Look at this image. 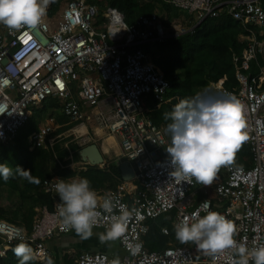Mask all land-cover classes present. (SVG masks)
<instances>
[{"label":"built area","instance_id":"2783aa9c","mask_svg":"<svg viewBox=\"0 0 264 264\" xmlns=\"http://www.w3.org/2000/svg\"><path fill=\"white\" fill-rule=\"evenodd\" d=\"M163 1L183 15L171 20L158 13L139 15L127 25L115 8L69 0L52 18L46 10L35 29L10 30L0 24V146L12 142L33 109L52 98L59 103L60 114L72 122L87 121L88 113L96 110V124L118 136L122 156L134 169L137 186L132 190L124 183L98 195L111 194L132 212L125 235L115 240L123 257L83 252L76 264H112L115 259L120 264H231L237 258L230 251L207 255L191 242L148 250L144 237L150 222L172 212L170 223L175 229L186 218L194 222L196 212L203 217L216 211L237 226L238 242L249 248L264 245V0ZM221 15H228L247 32L240 37L245 47L234 58L237 87L227 90L223 80L211 81L202 92L209 100L228 93L244 105L249 137L244 143L251 167H222L210 185L195 179L177 182L170 157L162 155L168 145L165 133L147 115L149 101L157 107L168 101L170 84L137 46L192 34L206 19ZM55 123L51 117L29 136V151L45 148L47 142L53 145L49 137L57 128ZM58 180L50 177L42 182L53 207L38 211L29 232L0 220V257L8 246L21 242L13 233L22 229L23 242L34 250V261L46 264L50 256L46 242L74 231L64 228L59 217ZM101 212V222L93 229L105 233L110 214ZM118 214L117 208L111 215ZM161 233L170 235L167 228ZM137 244L140 249L133 254Z\"/></svg>","mask_w":264,"mask_h":264},{"label":"trees","instance_id":"16d2710c","mask_svg":"<svg viewBox=\"0 0 264 264\" xmlns=\"http://www.w3.org/2000/svg\"><path fill=\"white\" fill-rule=\"evenodd\" d=\"M99 8L110 6L115 8L124 16V22L130 25L139 15H150L152 13L165 12L166 20L180 18L183 14L174 9L163 0H87ZM58 3L52 5L47 12L52 16ZM166 24V23H165ZM247 32L228 15H221L215 19H206L192 34H184L176 39H166L163 42L140 44L137 48L143 50L150 56L157 70L170 84L167 96L168 101L157 107L155 102H148L150 109L147 114L153 124L162 128L165 132L168 145L162 149V155L168 156L166 149L171 144V134L166 131L171 120L165 119V114L170 113L174 106L181 100L191 99L203 95L209 83L223 80L227 90L237 87L234 80V58L241 55L245 43L240 37ZM260 39V36L257 35ZM206 99V98H205ZM60 105L55 99H47L42 103V109L49 111L50 117H55L60 126L57 132H64L72 124L69 119L59 112ZM38 111L33 110L28 122L18 131L17 136L10 148L0 146V164H8L13 169V175L5 181L0 177V197L6 194L7 205L0 204V220L15 224L31 230V226L38 212L35 209L53 207L50 195L44 193L41 188L42 182L50 178V170L54 165H63L79 162V151L81 147L70 144L69 139L63 138L53 145L52 150L35 149L29 151L28 138L38 130ZM69 123V124H68ZM68 124V125H67ZM66 146L61 147V144ZM238 167H251V154L249 148L243 143L236 153L235 164ZM16 167L31 172V176L38 183L30 182L18 174ZM66 178H71L74 173L66 171ZM118 176V168L115 164H108V172L99 170L97 167L89 166L87 171L78 173L79 178H87L90 187L104 188L103 186L112 176ZM169 216L173 217L174 212ZM167 227L172 237L175 238V229L170 225L165 216H160L150 222L149 232L144 237V245L148 250L163 249L166 242L161 229ZM18 243L12 244L6 252V258L0 260V264H19V258L13 249ZM36 264H41L36 262Z\"/></svg>","mask_w":264,"mask_h":264},{"label":"clouds","instance_id":"9594fccd","mask_svg":"<svg viewBox=\"0 0 264 264\" xmlns=\"http://www.w3.org/2000/svg\"><path fill=\"white\" fill-rule=\"evenodd\" d=\"M54 0H0V24L10 30L22 28L35 29L41 25L50 3ZM2 114V113H0ZM171 120L166 131L171 134V144L166 152L173 168L172 175L177 182L210 185L222 167L235 164L236 153L248 140L247 122L244 105L235 96L225 93L222 98L214 100L197 96L181 100L170 113L165 114ZM18 174L30 182L38 183L28 170L16 167ZM13 175L8 164H0V177L7 181ZM62 204L58 206L59 217L66 229H72L84 239L93 235V228L102 219V212L110 214V225L100 236L101 242L115 241L127 231L132 212L111 194L99 197L91 189L87 178L72 179L65 182L59 179L55 184ZM118 215H111L114 209ZM194 222L188 219L175 227L176 239L182 243H194L207 255L221 256L232 252L237 258L231 264H264V245L249 248L246 243L235 239L237 226L216 211H207L201 217L199 212L193 214ZM22 229L13 233L21 240L13 249L19 258V264H28L35 259L33 248L23 242ZM140 245L133 249L138 252ZM46 264H54L46 257ZM112 264H120L119 259Z\"/></svg>","mask_w":264,"mask_h":264},{"label":"crops","instance_id":"0c3cea01","mask_svg":"<svg viewBox=\"0 0 264 264\" xmlns=\"http://www.w3.org/2000/svg\"><path fill=\"white\" fill-rule=\"evenodd\" d=\"M34 109H36V108H34ZM95 113H96V110L89 112L88 115L90 116V119H88L87 121L85 120V121H74V122H72V121L68 120L69 123L72 124V126L62 133L66 132L69 134H74L75 139H79V141H81V143L83 145H80L81 143L80 144L74 143V144H77L82 149V148H85L86 146H89L91 144L96 145L95 143H92L91 140L89 141V139L86 137V135H88L87 128H91L93 130L92 131L93 134L95 136H97L99 139H101V141H102L101 146H99V147H98V145H96V146L102 155L103 162L101 164H98V165H92V164H89L87 161H82V159L80 157L79 162H74V163L72 162L65 167L63 165H59L61 168L67 169V172L70 171V172L74 173V176L71 178L65 177V182H71L72 179H78L79 178L78 173L81 171H83V172L87 171L89 166H94V167H97L99 170H104V171L108 172V164L113 163L118 168V176L116 177L113 175L112 176L113 178H110V180L105 182L103 186L108 187L110 184H113V187L116 188L118 185L125 183L126 187L128 189L132 190L135 186H137L136 180L134 178H132V179H129L127 181H124L122 179V176H121L120 167L122 164L127 163V162L125 161V159L122 156V151H121L120 144H119V138L116 135H111V134L107 133V131L105 133V130L98 127V125L96 124V122L94 120ZM49 118H51L50 115H48L44 119V123L38 125V129L44 125H47ZM55 125L57 126L56 130H58L60 126L57 123H55ZM53 134L49 138L53 139V137H52ZM69 143H70V140H69ZM54 144H55V141H54L53 145ZM5 145H7V144H5ZM5 145H2V146H5ZM53 145H51L50 143L47 142L46 147L41 148V149L52 150ZM66 174H68V173H66ZM50 176L60 179V177L55 176L53 174H51ZM108 188H110V189L105 190L104 188H93V190L96 191L98 195H103V194L107 193L108 191L115 189V188L111 189L112 187H108ZM0 204L3 206L7 205V203H0ZM39 210L40 209H35V211H37V212ZM165 217H166L167 221H169V222L171 221L172 216L171 217L165 216ZM170 225H171V223H170ZM163 228H167V227H163ZM102 234H104L102 231L93 229V235L87 239H84L81 236L77 235L75 233V231H73L66 236L56 237V238H53L52 240L47 241L46 246L49 250L50 257L54 261V264H76L77 257L83 252L102 253V254L108 255L111 258L123 257V255H124L123 251L116 241H105L103 243L101 242L100 236ZM164 238H166V242L164 244L165 247L167 245H179V241L176 239V235H175V238L172 237L171 234L167 237L164 236ZM2 247H3L2 240L0 238V248H2ZM9 250H10V246H8V248L6 249L4 256L0 257V260H3L4 258H6V252ZM160 250H162V248ZM160 250H151V251H160ZM28 264H36V261H34V260L29 261Z\"/></svg>","mask_w":264,"mask_h":264},{"label":"rangeland","instance_id":"374dc122","mask_svg":"<svg viewBox=\"0 0 264 264\" xmlns=\"http://www.w3.org/2000/svg\"><path fill=\"white\" fill-rule=\"evenodd\" d=\"M69 0H54V2L53 3H50L49 4V6H48V8H47V12L51 9V7H52V5L53 4H55V3H58V5H57V7H56V9L54 10V13L52 14L53 16H55L56 15V13L58 12V11H60L61 10V8L68 2ZM160 16H161V18H163V17H165L166 16V14H165V12H159L158 13ZM47 16H49V15H47ZM53 16H51V18L53 17ZM48 18H50V17H48ZM35 111H38V113H39V118H37V124L38 125H40V124H42V123H44V119L50 114L49 113V111H47V110H44V109H42V106L40 105V106H38L36 109H34ZM87 130H88V135H86V137L89 139V141L91 140V142L92 143H95L96 145H98V147L99 146H101L102 145V141H101V139H99L97 136H95L94 134H93V130L91 129V128H87ZM105 133H106V131H105ZM53 140L55 141V143L57 142V141H60L61 139H63V138H67V139H69L70 140V144H74V143H78V144H80L81 143V141H79V139H75V135L74 134H69V133H60V132H57V130L54 132V134H53ZM61 144V143H60ZM80 145H83L82 143L80 144ZM12 146V143L10 142V143H8L7 145H5L4 147H6V148H10ZM64 146H66V145H64V144H61V147H64ZM66 171H67V169H65V168H61L59 165H54L52 168H51V170H50V173L51 174H53V175H55V176H58V177H60V179H63L64 181H65V174H66ZM60 175V176H59ZM6 201H7V199H6V194L5 193H3L2 195H1V197H0V203H6Z\"/></svg>","mask_w":264,"mask_h":264},{"label":"water","instance_id":"95a60500","mask_svg":"<svg viewBox=\"0 0 264 264\" xmlns=\"http://www.w3.org/2000/svg\"><path fill=\"white\" fill-rule=\"evenodd\" d=\"M79 155L82 161H87L89 164H92V165H98L103 162V158H102V155L99 149L97 148L96 145H93V144L86 146L85 148H82L79 151ZM120 172H121L122 179L124 181L132 179L134 176V169L131 168L127 163H124L121 165Z\"/></svg>","mask_w":264,"mask_h":264},{"label":"snow or ice","instance_id":"6c2138e0","mask_svg":"<svg viewBox=\"0 0 264 264\" xmlns=\"http://www.w3.org/2000/svg\"><path fill=\"white\" fill-rule=\"evenodd\" d=\"M29 39H30V37H29ZM25 43H27V41H25Z\"/></svg>","mask_w":264,"mask_h":264}]
</instances>
